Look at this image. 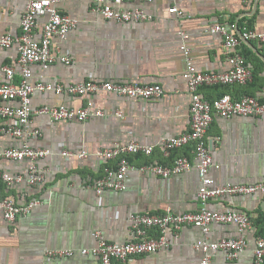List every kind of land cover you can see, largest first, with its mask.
Instances as JSON below:
<instances>
[{"label":"crops","instance_id":"obj_1","mask_svg":"<svg viewBox=\"0 0 264 264\" xmlns=\"http://www.w3.org/2000/svg\"><path fill=\"white\" fill-rule=\"evenodd\" d=\"M26 3L27 0H0V35L20 34ZM171 4L170 0H127L119 8L142 9L152 19L119 22L94 11L92 0L61 1L62 12L78 20L58 51L69 55L71 62L56 61L47 67L33 64V82L68 85L92 78L158 83L164 93L148 100L111 92L81 96L36 91L32 95L33 109L61 104L80 107L93 101L104 114L83 121H57L48 114L33 118L31 128L40 134L26 141L50 151L38 160L45 183L33 186L24 181L7 185L0 180V190L3 196L18 203L33 197L43 203L14 222L0 215V264H94L98 258L84 254L82 249L98 244L96 230H101L109 241L125 242L131 237L129 216L133 213L168 209L181 213L200 208L201 179L195 166L169 179L132 170L127 188L122 191L106 190L98 195L94 186L105 168L93 156L101 148L132 141L154 145L151 156L132 155L131 162L135 165L146 161L172 164L181 155L194 161L191 144L175 149L170 156H165L161 147L163 139L180 135L191 125V93L184 78L186 61L182 45L190 48V58L198 69L222 72L230 68L229 50L223 37L210 30L215 23H244L243 26L264 31V0H179L183 15L171 13ZM45 20L46 16L39 20L36 39H40ZM241 30L239 26L237 33ZM238 50L252 68V81L244 85H204L200 91L205 98L229 93L264 99V44L243 41ZM18 56L17 44L0 46V82L6 80L7 65L16 69L15 79H20ZM207 138L219 165L210 171L217 185L264 181V116H215ZM24 140L5 135L0 138V148L19 147ZM63 150L76 153L86 150L91 154L84 158L65 157ZM28 163V160L0 159V168L9 174L24 173ZM208 206L216 211L230 208L243 211L252 220L246 232L248 246L240 258L227 260L222 252H217L213 264H255L256 242L264 234V193L214 198ZM238 234L233 224L213 223L206 235L199 227L187 226L178 235L169 233V248L117 264H200L203 252L195 246L199 239L216 241ZM60 249H70L72 254L48 257V250Z\"/></svg>","mask_w":264,"mask_h":264},{"label":"built area","instance_id":"obj_2","mask_svg":"<svg viewBox=\"0 0 264 264\" xmlns=\"http://www.w3.org/2000/svg\"><path fill=\"white\" fill-rule=\"evenodd\" d=\"M61 1L27 0L21 20L20 34L0 35V46L18 45L20 65L19 80L15 79L17 72L13 66L4 67L6 80L0 82V138L10 135L25 139L19 147L0 148V159L29 161L24 173L9 174L0 168V180L7 185L24 181L33 186H42L45 183V176L39 169L38 160L48 156L50 151L45 148L33 147L26 141L27 138L40 134L39 130L31 128V123L36 115L48 114L57 121L73 119L83 121L91 116L104 114V111L96 107L93 101L80 107L61 104L33 109L32 95L36 91H54L81 96L111 92L120 96L145 100L159 98L164 93L162 85L158 83L113 82L92 78L68 85L33 82V64L39 63L47 67L56 61L67 64L71 62L69 55L60 54L58 51L60 43L77 26L78 20L62 12ZM125 1L127 0H92V9L107 19L119 22L152 19V15L142 9L119 8ZM170 1L172 4L169 11L175 15H183L179 0ZM43 16H46V20L42 25L40 39H36L35 30L39 27V20ZM237 29L239 26L235 22L227 25L215 23L210 28L212 32L219 33L223 37L224 45L229 50L227 60L230 63V68L226 71H201L190 58V48L186 44L182 45L186 61L184 78L191 93V125L189 130L180 135L163 139L161 147L165 156H170L175 149L191 144L194 146V161L187 155H181L176 157L172 164L148 161L141 165H135L130 160L132 155L151 156L155 149L154 145L136 141L101 148L93 153L97 161L105 167L103 174L94 183L98 195L106 190H125L132 170L149 176L169 179L194 166L197 167L201 179L198 192L200 208L181 213L171 209L158 213L148 211L133 213L129 216L131 237L125 242L109 241L101 230H96L94 235L98 244L95 247L82 249L84 254H92L98 258L94 264L127 263L135 257L169 248L171 245L169 233L178 235L185 227L196 226L206 235L213 223L233 224L237 227L239 234L236 237L222 238L216 241L206 237L199 239L195 246L203 252L200 264H213V256L217 252H222L227 260H236L246 250L248 246L246 232L252 226L250 215L232 208L223 211L211 210L208 203L211 199L227 195L243 196L257 192L264 193V181L217 185L215 179L210 175V171L211 168L219 167V165L214 161L208 143L207 131L215 116H264V99L249 94L235 97L229 93L208 99L200 91L204 85H244L252 81V68L246 57L238 50V46L243 41H259L264 44V31L244 26L241 33L238 34ZM183 36L184 38L188 37L187 34H183ZM117 114L121 116L120 111ZM90 154L86 150L78 153L69 150L62 151V155L65 157L78 155L80 158H84ZM112 161L115 164H109ZM42 203L43 201L36 197L30 198L24 203H18L14 198L3 196L0 190V215L9 222H14L19 216L28 215ZM254 253L255 264H264V235L257 239ZM71 254L70 249L47 251L50 258Z\"/></svg>","mask_w":264,"mask_h":264},{"label":"trees","instance_id":"obj_3","mask_svg":"<svg viewBox=\"0 0 264 264\" xmlns=\"http://www.w3.org/2000/svg\"><path fill=\"white\" fill-rule=\"evenodd\" d=\"M239 24H240V23H239ZM239 24H238V25H239ZM243 25H244V23H241V24L239 25L240 28H241V27L243 28V27H244ZM248 27H250V26H248ZM246 59H247V57H246ZM223 94H225V93H222L221 95H223ZM221 95H220V96H221ZM138 156H144V155H138ZM132 157H133V156L130 157V160L133 159ZM146 162H148V161H146ZM165 164H167V163H165ZM263 235H264V234H263Z\"/></svg>","mask_w":264,"mask_h":264}]
</instances>
